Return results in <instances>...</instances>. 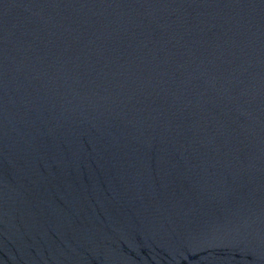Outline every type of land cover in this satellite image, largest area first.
Returning a JSON list of instances; mask_svg holds the SVG:
<instances>
[{
	"label": "water",
	"instance_id": "1",
	"mask_svg": "<svg viewBox=\"0 0 264 264\" xmlns=\"http://www.w3.org/2000/svg\"><path fill=\"white\" fill-rule=\"evenodd\" d=\"M0 264H264V0H0Z\"/></svg>",
	"mask_w": 264,
	"mask_h": 264
}]
</instances>
